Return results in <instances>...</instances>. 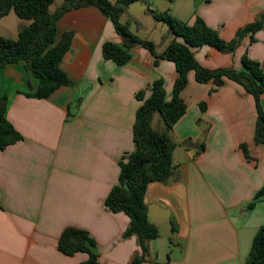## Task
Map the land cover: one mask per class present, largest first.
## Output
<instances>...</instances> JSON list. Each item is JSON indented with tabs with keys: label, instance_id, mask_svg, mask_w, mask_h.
<instances>
[{
	"label": "crops",
	"instance_id": "1",
	"mask_svg": "<svg viewBox=\"0 0 264 264\" xmlns=\"http://www.w3.org/2000/svg\"><path fill=\"white\" fill-rule=\"evenodd\" d=\"M147 1L134 0L128 7ZM150 2L155 13L167 12L180 22L192 24L199 17L225 41L264 14V0ZM62 3L52 0L49 12ZM28 24L11 11L0 18V36L15 40ZM55 28L57 38L72 33L59 62L70 85L35 98L38 81L23 62L0 71L4 116L21 137L0 149V264H84L85 253L58 251L66 228L88 232L101 264H131L139 247L135 237H123L129 219L108 211L104 200L117 183L120 158L134 149L132 126L140 105L135 95L143 91L147 97L151 84L162 79L169 99L174 64L160 60L155 65L140 46L130 48L124 65L105 60L102 44L122 46L123 41L92 5L65 11ZM171 39L167 31L163 45ZM192 52L206 69L240 70L246 55L264 70V29L253 41L243 36L231 54L209 45ZM187 80L181 92L185 113L169 130L173 173L166 184L150 183L144 196L146 206L155 204L170 215L163 221L149 218L159 235L149 242L142 264H244L264 225V144L253 139L254 99L231 80L200 84L192 71ZM260 104L264 109V95Z\"/></svg>",
	"mask_w": 264,
	"mask_h": 264
},
{
	"label": "trees",
	"instance_id": "2",
	"mask_svg": "<svg viewBox=\"0 0 264 264\" xmlns=\"http://www.w3.org/2000/svg\"><path fill=\"white\" fill-rule=\"evenodd\" d=\"M133 1L63 0L61 7L50 13L48 8L52 0H0V18L12 11L18 18L29 21L28 25L19 29L15 40L0 36V71L8 64L23 62L38 81L37 89L31 95L35 98H44L60 86L70 85L71 82L60 69L59 62L69 48L72 33L64 32L57 38L55 22L65 11L89 5L95 6L111 21L123 41L122 46L112 42L102 44L101 52L105 60L112 61L117 66L124 65L130 59V48L140 46L154 57L155 65L160 60L174 64L176 77L169 99L166 98L162 79L151 84L147 97L143 98V91L135 95L140 100V105L132 126L134 149L120 158L117 183L111 187L104 200L108 211L123 213L128 217L129 224L123 237H135L139 247V254L133 257L131 264H142L148 256L149 242L159 235L155 225L149 221L144 196L150 183L166 184L173 173L172 153L175 144L169 137V130L186 110L181 92L188 83V72L192 71L195 81L200 84L212 82L221 86L224 79H227L242 86L254 99L257 115L254 143L264 144V109L260 104V98L264 95V70L260 64L243 55L240 70L231 67L210 70L200 66L192 52V49L203 45L234 52L243 36L249 34L250 41H253V35L264 29V14L258 20L238 29L232 39L225 41L199 17L192 24H187L167 12L154 13V19L165 23L173 35L164 51L156 54L152 42L132 34L127 24L119 21ZM6 101L5 95L0 96L1 150L21 138L4 116ZM200 108H204V103H200ZM155 113L160 116L164 126L161 132L151 127ZM241 147L245 150V145ZM253 206L254 202L246 208L251 209ZM170 230L171 233L175 232L173 223ZM57 249L66 256L85 253L87 261L84 264H101L95 251V242L85 230L64 229L58 239ZM244 264H264V225L256 231Z\"/></svg>",
	"mask_w": 264,
	"mask_h": 264
},
{
	"label": "rangeland",
	"instance_id": "3",
	"mask_svg": "<svg viewBox=\"0 0 264 264\" xmlns=\"http://www.w3.org/2000/svg\"><path fill=\"white\" fill-rule=\"evenodd\" d=\"M152 1V0H150ZM147 1L143 3H132L130 7L126 10L124 14L120 17V23H126L128 26L129 31L136 35L137 37L148 40L152 43H154V51L156 54H161L165 47L163 45V41L166 42V34L168 31V34L173 36L172 33L169 31L168 26L161 22L157 21L153 17V13L156 12V8H152V2ZM160 24L167 30L164 32V30L157 28L155 29L156 25ZM158 26V25H157ZM165 33V34H164ZM163 37L165 39H163ZM178 41H181L180 39H177ZM162 43V44H161ZM169 43V42H168ZM167 45V44H166ZM148 51V50H147ZM218 52H226V51H219ZM231 54L230 52H228ZM223 54V53H222ZM151 127L153 130L161 132L164 128L163 123L160 119V116L155 113L152 118Z\"/></svg>",
	"mask_w": 264,
	"mask_h": 264
},
{
	"label": "water",
	"instance_id": "4",
	"mask_svg": "<svg viewBox=\"0 0 264 264\" xmlns=\"http://www.w3.org/2000/svg\"><path fill=\"white\" fill-rule=\"evenodd\" d=\"M147 215L152 220L163 221L169 217L170 212L168 209L160 208L159 206H157L155 204H151V205L147 206Z\"/></svg>",
	"mask_w": 264,
	"mask_h": 264
}]
</instances>
